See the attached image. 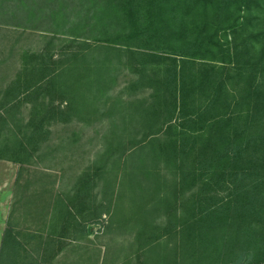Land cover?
<instances>
[{
  "label": "rangeland",
  "instance_id": "obj_1",
  "mask_svg": "<svg viewBox=\"0 0 264 264\" xmlns=\"http://www.w3.org/2000/svg\"><path fill=\"white\" fill-rule=\"evenodd\" d=\"M61 2L0 0V162L11 184L6 229L20 242L15 262L189 264L178 226L188 193L159 151L160 123L145 112L150 72L132 73L126 55L84 38L93 25L81 23L90 0L69 15L64 26L72 32L60 33L62 23L52 24L43 11ZM63 2L70 9L78 0ZM258 18L262 30L264 13ZM102 32L89 38H105ZM223 42L225 48L230 40ZM33 54L56 58L58 103L71 114L67 123L46 127L37 143L28 142L31 103L4 104L24 56L30 61ZM138 100L143 107L133 106Z\"/></svg>",
  "mask_w": 264,
  "mask_h": 264
},
{
  "label": "trees",
  "instance_id": "obj_2",
  "mask_svg": "<svg viewBox=\"0 0 264 264\" xmlns=\"http://www.w3.org/2000/svg\"><path fill=\"white\" fill-rule=\"evenodd\" d=\"M61 1L43 12L52 24L61 22L59 32L66 34L72 32L64 26L69 15L82 11L86 0L70 9ZM89 3L90 12L80 13L81 23L93 24L84 38L108 42L100 50L126 55L132 73L150 72L145 112L160 123L159 151L188 193L178 226L189 264H264V27L258 30L264 0ZM101 28L105 38L98 37ZM40 56L33 54L30 62L25 55L4 92L5 105H32L29 143L71 118L58 103L63 100L54 80L56 58ZM133 106L143 107L140 100ZM92 182L91 177L87 183ZM18 248V238L6 229L0 264H17Z\"/></svg>",
  "mask_w": 264,
  "mask_h": 264
},
{
  "label": "crops",
  "instance_id": "obj_3",
  "mask_svg": "<svg viewBox=\"0 0 264 264\" xmlns=\"http://www.w3.org/2000/svg\"><path fill=\"white\" fill-rule=\"evenodd\" d=\"M2 162H0V249H1V241L6 230L8 210H9V197L10 195V187L11 184L8 182L7 170H5V166H1ZM12 175V174H11ZM54 247V246H53ZM52 247V248H53ZM57 248L62 249L61 245H58ZM59 251L55 250L52 253L56 255Z\"/></svg>",
  "mask_w": 264,
  "mask_h": 264
}]
</instances>
